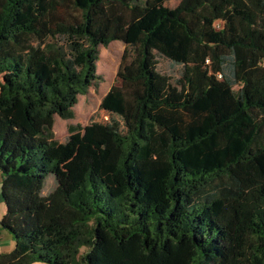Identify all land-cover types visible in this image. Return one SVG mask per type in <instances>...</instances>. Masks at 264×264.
<instances>
[{
    "label": "trees",
    "instance_id": "trees-1",
    "mask_svg": "<svg viewBox=\"0 0 264 264\" xmlns=\"http://www.w3.org/2000/svg\"><path fill=\"white\" fill-rule=\"evenodd\" d=\"M171 1L0 0V226L15 241L0 264H264V0ZM113 42L100 108L118 121L71 126L104 149L75 190L44 195L66 152L55 119L74 118Z\"/></svg>",
    "mask_w": 264,
    "mask_h": 264
},
{
    "label": "rangeland",
    "instance_id": "rangeland-1",
    "mask_svg": "<svg viewBox=\"0 0 264 264\" xmlns=\"http://www.w3.org/2000/svg\"><path fill=\"white\" fill-rule=\"evenodd\" d=\"M179 2L180 0H174L168 2L166 6L175 8ZM217 25L221 26L220 23ZM124 50L125 45L121 42H113L107 47H99V60L96 63V72L100 79L89 89L86 95L79 98L78 104L74 107L73 119H55V138L66 147V152L57 175L47 178L43 190L44 195L50 194L59 184L68 191L75 190L85 178L90 167L92 155L100 154L103 151L104 144L89 149L78 146L71 140L69 129L71 126L77 125L85 127L91 121L100 123H110L111 120L118 121L117 117L102 111L100 105L111 87L119 82L118 70ZM158 69L174 78L178 77L180 72V67L162 57H159ZM116 180L119 185L124 183L123 177H117Z\"/></svg>",
    "mask_w": 264,
    "mask_h": 264
},
{
    "label": "crops",
    "instance_id": "crops-1",
    "mask_svg": "<svg viewBox=\"0 0 264 264\" xmlns=\"http://www.w3.org/2000/svg\"><path fill=\"white\" fill-rule=\"evenodd\" d=\"M0 194H1V175H0ZM6 212H7V208L1 199L0 221L5 216ZM14 248H15V241H14L13 236L11 235L10 232H8L7 230H4L0 226V255L1 254H8V253L12 252L14 250Z\"/></svg>",
    "mask_w": 264,
    "mask_h": 264
}]
</instances>
